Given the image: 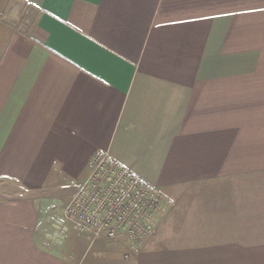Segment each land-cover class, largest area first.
I'll return each mask as SVG.
<instances>
[{
  "label": "crops",
  "instance_id": "1",
  "mask_svg": "<svg viewBox=\"0 0 264 264\" xmlns=\"http://www.w3.org/2000/svg\"><path fill=\"white\" fill-rule=\"evenodd\" d=\"M97 151L138 252L67 223ZM0 264H264V0H0Z\"/></svg>",
  "mask_w": 264,
  "mask_h": 264
},
{
  "label": "built area",
  "instance_id": "2",
  "mask_svg": "<svg viewBox=\"0 0 264 264\" xmlns=\"http://www.w3.org/2000/svg\"><path fill=\"white\" fill-rule=\"evenodd\" d=\"M88 169L66 207V218L92 241H125L138 252L162 206L159 191L105 151L92 156Z\"/></svg>",
  "mask_w": 264,
  "mask_h": 264
},
{
  "label": "rangeland",
  "instance_id": "3",
  "mask_svg": "<svg viewBox=\"0 0 264 264\" xmlns=\"http://www.w3.org/2000/svg\"><path fill=\"white\" fill-rule=\"evenodd\" d=\"M69 225L71 224L69 221L67 222Z\"/></svg>",
  "mask_w": 264,
  "mask_h": 264
}]
</instances>
